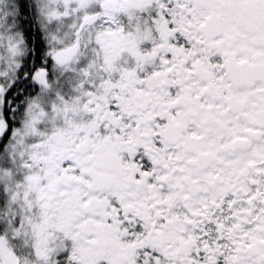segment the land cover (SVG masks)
<instances>
[{"label":"snow or ice","instance_id":"snow-or-ice-1","mask_svg":"<svg viewBox=\"0 0 264 264\" xmlns=\"http://www.w3.org/2000/svg\"><path fill=\"white\" fill-rule=\"evenodd\" d=\"M0 264H264V0H0Z\"/></svg>","mask_w":264,"mask_h":264}]
</instances>
